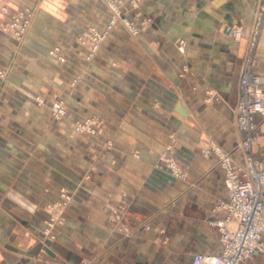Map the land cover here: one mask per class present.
I'll return each mask as SVG.
<instances>
[{"label": "crops", "instance_id": "1", "mask_svg": "<svg viewBox=\"0 0 264 264\" xmlns=\"http://www.w3.org/2000/svg\"><path fill=\"white\" fill-rule=\"evenodd\" d=\"M263 6L144 0L139 36L117 24L89 60L75 38L90 24L102 29L109 11L100 0H0V264H191L198 252L220 253L213 222L225 170L204 151L217 144L264 169V116L247 153L233 113ZM22 8L35 16L15 37L2 23ZM56 45L65 62L49 55ZM253 70L264 78V24ZM56 99L72 118L96 116L97 135L53 119ZM169 146L183 178L161 165ZM64 189L73 200L50 224ZM245 264H264V252Z\"/></svg>", "mask_w": 264, "mask_h": 264}, {"label": "built area", "instance_id": "2", "mask_svg": "<svg viewBox=\"0 0 264 264\" xmlns=\"http://www.w3.org/2000/svg\"><path fill=\"white\" fill-rule=\"evenodd\" d=\"M25 15L27 19L21 21L18 18ZM29 15L32 16L28 11L14 13L13 20L6 24L5 29L12 32L16 30L17 35L21 36L30 26ZM263 24L264 6L257 12L248 33L247 53L238 86V101L233 108L235 122L245 133L241 146L247 153L251 150L258 129L256 115L264 116V78L253 70L254 52ZM243 34L241 26H232L231 35L234 39H240ZM82 36L87 39L90 32L84 31ZM53 107L56 116L66 115L62 102H56ZM170 149L171 146L161 156L162 166L165 164L175 176L183 178L185 171L173 158ZM204 152L206 155L214 153L225 170L227 197L217 204L222 215L213 222L218 229L222 250L218 254L198 252L193 256L191 264H245L258 252H264V169L249 154L245 160H238L217 144H211Z\"/></svg>", "mask_w": 264, "mask_h": 264}, {"label": "rangeland", "instance_id": "3", "mask_svg": "<svg viewBox=\"0 0 264 264\" xmlns=\"http://www.w3.org/2000/svg\"><path fill=\"white\" fill-rule=\"evenodd\" d=\"M100 3L109 11V16L103 22L102 29L97 27L96 24H90L88 25V27L84 28L75 38L77 43H79L80 45L86 48L88 53L87 58L89 60H93L98 55L103 43L112 36L113 31L117 24L124 25V27L129 31L131 36L134 38H137L141 31V27L137 24L138 23L137 17L139 16L138 12H140L143 8L144 0H100ZM24 11H28L30 14H32V16L29 15L30 26L27 30L28 32L35 16V10L33 8H22L14 13H20ZM14 13H12L7 20L3 21L2 29L12 34L15 37H22L25 34H27V32L23 33L20 36L17 35L16 30L12 32L5 29L6 24L10 23V21L13 20ZM132 13H134V15ZM18 18L21 21L23 19H27L26 15L25 17L21 16ZM112 21L114 22L112 23ZM84 31L90 32V36L87 39L82 36V33ZM84 39H86V43L84 42ZM51 51H54V53L51 54ZM49 55L57 59L59 62L66 61V56L62 53L61 47L59 45L52 47L49 50ZM0 76L6 78L7 71L0 68ZM74 82H76V79L74 80ZM36 100L39 103L43 102L41 96H37ZM56 102H62L65 105L66 115L64 117H58L54 114L53 106ZM49 108L51 111V116L55 120H64V119L72 118L70 109L67 106V103L64 99H56L55 101L52 102ZM97 120L98 119L96 116H90V115L72 118L74 131L79 134L95 136L97 135V128H96ZM73 195H74L73 192L70 190L64 189L62 191L61 198L58 201H56L51 207L52 219L50 221V224H54L55 222L62 219L65 207H67L70 204V202L73 200Z\"/></svg>", "mask_w": 264, "mask_h": 264}, {"label": "water", "instance_id": "4", "mask_svg": "<svg viewBox=\"0 0 264 264\" xmlns=\"http://www.w3.org/2000/svg\"><path fill=\"white\" fill-rule=\"evenodd\" d=\"M178 109H179V111H180L181 113L186 114L185 111H184V109H183V107H179Z\"/></svg>", "mask_w": 264, "mask_h": 264}]
</instances>
